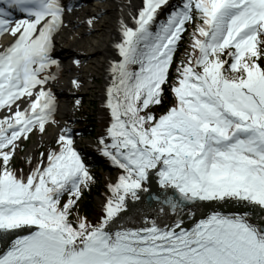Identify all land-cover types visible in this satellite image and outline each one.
<instances>
[{"label": "snow or ice", "instance_id": "1", "mask_svg": "<svg viewBox=\"0 0 264 264\" xmlns=\"http://www.w3.org/2000/svg\"><path fill=\"white\" fill-rule=\"evenodd\" d=\"M168 6L142 0L133 25H121L106 90L110 143H99L122 172L108 186L103 215L89 223L69 219L93 181L71 129H61L46 163L28 173L12 164L19 142L52 119L51 77L40 73L59 67L54 40L71 8L0 0V35L11 37L0 48V110H8L0 118V264H264V0H182L158 22ZM188 24L191 51L175 67L174 103L156 117L148 110L162 103ZM153 177L163 190L158 211L179 217L170 223L128 218ZM224 204L234 211L184 226L190 213L181 215L182 206Z\"/></svg>", "mask_w": 264, "mask_h": 264}, {"label": "bare ground", "instance_id": "2", "mask_svg": "<svg viewBox=\"0 0 264 264\" xmlns=\"http://www.w3.org/2000/svg\"><path fill=\"white\" fill-rule=\"evenodd\" d=\"M63 2L71 8V11L65 14V26L55 36L54 40L55 50L65 67L64 77L55 84V87L59 95L67 101L72 96L70 90L74 89L69 83V80L74 78L73 74H75V78L84 82V79H93L96 70L103 69L104 78H109L110 64L105 66V61L110 56L118 59L114 45L121 39V25H133L132 18L139 10V0H63ZM140 2L142 3V0ZM97 18L100 24L95 27L93 22ZM90 19L92 20L91 24L88 23ZM93 32H98L99 35L90 37ZM74 56L81 58L83 63L80 67L71 62L69 64L65 62L68 57L71 59ZM108 81L109 79L105 80V83L108 84ZM67 111V105L61 102L60 114H66ZM57 129L49 132L48 136L57 133ZM152 183L151 181L146 187L151 186ZM149 202L150 200L130 202L128 218L139 219L146 216L147 210L139 215L138 207L148 206ZM136 203L138 204L136 205ZM204 207L205 209L230 213L225 204L217 206L215 209ZM141 209H146V207H141ZM3 251H5V244H0V254Z\"/></svg>", "mask_w": 264, "mask_h": 264}, {"label": "rangeland", "instance_id": "3", "mask_svg": "<svg viewBox=\"0 0 264 264\" xmlns=\"http://www.w3.org/2000/svg\"><path fill=\"white\" fill-rule=\"evenodd\" d=\"M93 24L95 27H97L100 24L99 19L98 18L95 19ZM191 32H192L191 30L187 31L184 34L183 40L179 44V46L181 45V47L183 48V50L185 52H189L191 50L189 48V33H191ZM98 35H99L98 32H93L90 35V37L98 36ZM225 57H222V58H225ZM72 59H74V60H72ZM65 62L68 64L71 62L72 64H75L78 67H80L83 63L79 56H74L71 59H70V57H68ZM174 63H175V56H174ZM60 65L63 66L62 75L58 79H55L52 82L53 85H54V82L56 84L57 82L61 81L62 78L64 77L65 67L62 63V60H59V66ZM103 71H104L103 69H100V70H96L94 72V75L96 77H98V79H96L95 82H92V81L87 80V79H84V82H83V81H80L79 78H76L75 81L78 82V84H79L78 87L73 84V81L69 80V83L74 87V89L70 90V93L72 96L69 97L67 101L60 96V98L62 99L61 102H64L65 105H67V109H68L66 114H60V116L62 117V118H60V121L68 123V125L73 124L74 123V117L76 115H78L79 112L85 111L88 114H93L92 117L95 120L94 123H95L96 129L102 131L104 128L110 126V122H111L110 111L104 113L98 107V103H101V101H102L100 99V96H103V95L106 96L107 95V91L105 92V89H107L109 86V85L106 86L102 81ZM109 75L111 78L110 71H109ZM73 76L75 78V74H73ZM109 84H111V79H110ZM82 95H85L83 101H82V99L80 100V104H82V107L77 108V99L81 98ZM57 113H59V112H57ZM1 118H2V116H1ZM92 122H93V120H92ZM68 125H66V126H68ZM57 128L60 129L61 126H59V124L56 123L54 125H51L50 128L46 129L42 133L40 131H36L34 134L31 135L30 141H28L26 143V145H24L25 147H23L24 149L22 148V152L20 155L23 156V154H24L25 157L29 158L26 160H28V161L31 160L33 162L35 157H36L34 151L37 149V146L39 144H43L44 142L50 143L51 141H52L51 143H54L53 139H56L58 137L57 133L50 135V136H48V133L51 131H54ZM105 139H106V142L110 143V140H107V138H105ZM44 145H47V144H44ZM28 161H27V163H28ZM112 168H113L112 170L114 172L119 171L121 174V172H122L121 169H119L118 167H116L114 165L112 166ZM98 174H99L101 180H103V181L107 180V183H108V181L112 182L113 176L111 173H108L107 170H98ZM108 174L111 175L110 179L106 178V176ZM116 180H117V178L115 179V181ZM113 183H115V182H112V184ZM109 184H111V183H109ZM107 189H108V184H107ZM109 196H110V193H108L106 191L103 194V196H96L94 198V206L96 208V210L94 212V216H95L94 219H89L83 212L80 213L82 215V217L85 218L89 223H95L103 215V207H104V204H105V202ZM69 219L73 220V221L77 220V219H73L72 217Z\"/></svg>", "mask_w": 264, "mask_h": 264}, {"label": "trees", "instance_id": "4", "mask_svg": "<svg viewBox=\"0 0 264 264\" xmlns=\"http://www.w3.org/2000/svg\"><path fill=\"white\" fill-rule=\"evenodd\" d=\"M190 34V33H189ZM191 51V50H190ZM189 51V52H190ZM185 51L181 47V45L178 48L177 53L175 54V63L172 66V69L170 71V74L168 76V83L163 86L164 92L162 95V103L160 105H154L152 106L148 111H150L152 114H154L156 117L160 113H164L169 107L170 104L174 103V95L170 91V86L172 85L173 81L175 80V67L182 59H186ZM264 63V61H262ZM84 99V98H83ZM82 99V101H83ZM143 114V113H142ZM93 114H88L85 111L80 112L76 117L75 120L77 122V125L79 127H82L83 129L80 131L82 136H88L95 140L96 143H98L100 134L96 130L95 123H92V120L94 118L92 117ZM95 121V120H94ZM45 127V129H47ZM30 141V138L25 140L23 143L19 145L18 150L16 151L15 157L12 161L13 167L19 172L23 171L26 173L28 171V165L26 159H23L20 155L22 152V148L25 147L26 143ZM53 143H51V146ZM24 149V148H23ZM41 153L45 154V145L43 144L39 151L37 152V157L39 161L43 159L41 157ZM91 157V156H90ZM94 158V157H91ZM91 168H94L93 171H90V175L93 177V181L90 183V185L85 188L82 192V196L77 202V205L71 210L69 218L77 219V217H82L80 213H84L89 219H94V212L96 210L94 206V198L96 196H103V194L107 190V184L111 183V181H103L100 179V176L98 174V171L96 169V165H91ZM67 200V195L63 196L61 198V202H65ZM73 221V220H72ZM75 222V221H74Z\"/></svg>", "mask_w": 264, "mask_h": 264}]
</instances>
